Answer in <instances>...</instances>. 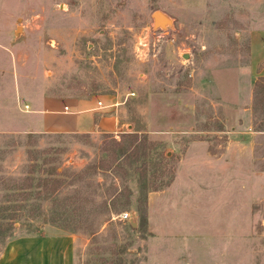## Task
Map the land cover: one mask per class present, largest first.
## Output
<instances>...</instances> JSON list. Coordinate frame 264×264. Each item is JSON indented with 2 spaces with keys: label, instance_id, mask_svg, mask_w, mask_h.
<instances>
[{
  "label": "rangeland",
  "instance_id": "obj_1",
  "mask_svg": "<svg viewBox=\"0 0 264 264\" xmlns=\"http://www.w3.org/2000/svg\"><path fill=\"white\" fill-rule=\"evenodd\" d=\"M263 70L264 0H0V264H264ZM44 98L120 127L37 131Z\"/></svg>",
  "mask_w": 264,
  "mask_h": 264
},
{
  "label": "crops",
  "instance_id": "obj_2",
  "mask_svg": "<svg viewBox=\"0 0 264 264\" xmlns=\"http://www.w3.org/2000/svg\"><path fill=\"white\" fill-rule=\"evenodd\" d=\"M263 46V45H262ZM264 77V70L260 72ZM55 98H44L36 113L39 115L35 122L37 131L44 133H73L89 134L99 130L107 133L116 131L121 124L120 112L117 106L108 98H102L100 106L92 99H70L68 105H63ZM55 101H57L55 103ZM66 108V110L64 109ZM46 253V251H45ZM46 256L42 250L36 251L34 264H73L64 258H73V251L53 250ZM44 258V259H43ZM25 264V263H20Z\"/></svg>",
  "mask_w": 264,
  "mask_h": 264
},
{
  "label": "water",
  "instance_id": "obj_3",
  "mask_svg": "<svg viewBox=\"0 0 264 264\" xmlns=\"http://www.w3.org/2000/svg\"><path fill=\"white\" fill-rule=\"evenodd\" d=\"M150 28L155 31H161L164 32L166 29H170L172 27V20L170 17H168L166 14H164L161 11L155 10L150 14ZM19 28L16 31V34H18ZM129 223L131 226L134 225L133 218H129Z\"/></svg>",
  "mask_w": 264,
  "mask_h": 264
},
{
  "label": "built area",
  "instance_id": "obj_4",
  "mask_svg": "<svg viewBox=\"0 0 264 264\" xmlns=\"http://www.w3.org/2000/svg\"><path fill=\"white\" fill-rule=\"evenodd\" d=\"M97 105H100V103L98 102ZM25 109L28 110V106H25ZM66 110V108H64ZM121 219H127L128 218V213L124 212L121 214L120 216Z\"/></svg>",
  "mask_w": 264,
  "mask_h": 264
}]
</instances>
